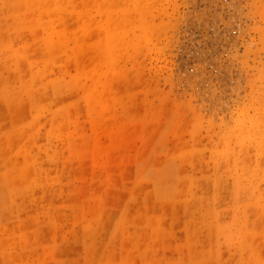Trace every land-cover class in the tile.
Returning <instances> with one entry per match:
<instances>
[{"label":"rangeland","instance_id":"rangeland-1","mask_svg":"<svg viewBox=\"0 0 264 264\" xmlns=\"http://www.w3.org/2000/svg\"><path fill=\"white\" fill-rule=\"evenodd\" d=\"M0 264H264V0H0Z\"/></svg>","mask_w":264,"mask_h":264},{"label":"bare ground","instance_id":"bare-ground-1","mask_svg":"<svg viewBox=\"0 0 264 264\" xmlns=\"http://www.w3.org/2000/svg\"><path fill=\"white\" fill-rule=\"evenodd\" d=\"M77 43V42H76ZM88 55V54H87ZM82 56V55H81Z\"/></svg>","mask_w":264,"mask_h":264}]
</instances>
